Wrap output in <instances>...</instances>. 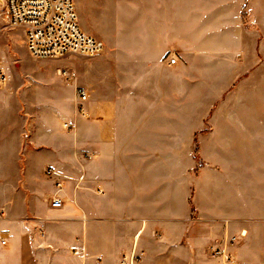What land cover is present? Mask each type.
Wrapping results in <instances>:
<instances>
[{
	"label": "crops",
	"instance_id": "obj_1",
	"mask_svg": "<svg viewBox=\"0 0 264 264\" xmlns=\"http://www.w3.org/2000/svg\"><path fill=\"white\" fill-rule=\"evenodd\" d=\"M77 16L104 44L91 95L44 113L34 166L0 182V264H221L217 245L264 264V0H84Z\"/></svg>",
	"mask_w": 264,
	"mask_h": 264
},
{
	"label": "rangeland",
	"instance_id": "obj_2",
	"mask_svg": "<svg viewBox=\"0 0 264 264\" xmlns=\"http://www.w3.org/2000/svg\"><path fill=\"white\" fill-rule=\"evenodd\" d=\"M83 2L75 0L76 11L79 6L82 9ZM93 57L69 53L59 58L36 59L28 53L20 27L1 28L0 59L7 73L3 87L6 106L0 110L1 183L23 181L25 167L34 166L27 154L37 150L30 139L35 136L38 122L46 121L44 113L64 103L70 92L76 97L75 89L84 87L85 63ZM64 71L74 72L76 80L67 78ZM72 103L78 100L74 98ZM64 127L74 132L73 124L67 122ZM0 193L5 198V191Z\"/></svg>",
	"mask_w": 264,
	"mask_h": 264
},
{
	"label": "built area",
	"instance_id": "obj_3",
	"mask_svg": "<svg viewBox=\"0 0 264 264\" xmlns=\"http://www.w3.org/2000/svg\"><path fill=\"white\" fill-rule=\"evenodd\" d=\"M2 27H20L26 49L36 59L59 58L69 53L96 56L104 49L99 38L87 34L80 26L75 0H2L0 4ZM176 59L170 58L174 64ZM69 79L76 80L74 72L64 71ZM7 82V73L0 59V91ZM76 99L84 102L91 95L83 88L75 90ZM60 187V183H56ZM62 201L58 197L50 199V206L59 207ZM230 242L233 239L229 240ZM6 244V238L0 235V246ZM211 256L221 259V264H233L232 257L223 246L211 249ZM133 254L121 258V264H134Z\"/></svg>",
	"mask_w": 264,
	"mask_h": 264
},
{
	"label": "trees",
	"instance_id": "obj_4",
	"mask_svg": "<svg viewBox=\"0 0 264 264\" xmlns=\"http://www.w3.org/2000/svg\"><path fill=\"white\" fill-rule=\"evenodd\" d=\"M196 152H197V148H196L195 154H196Z\"/></svg>",
	"mask_w": 264,
	"mask_h": 264
}]
</instances>
